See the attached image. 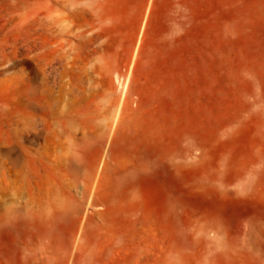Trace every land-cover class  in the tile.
<instances>
[{"label": "rangeland", "instance_id": "rangeland-1", "mask_svg": "<svg viewBox=\"0 0 264 264\" xmlns=\"http://www.w3.org/2000/svg\"><path fill=\"white\" fill-rule=\"evenodd\" d=\"M2 54L0 264H264V0H0Z\"/></svg>", "mask_w": 264, "mask_h": 264}, {"label": "bare ground", "instance_id": "bare-ground-1", "mask_svg": "<svg viewBox=\"0 0 264 264\" xmlns=\"http://www.w3.org/2000/svg\"><path fill=\"white\" fill-rule=\"evenodd\" d=\"M4 54H5V53H4ZM4 54L1 55L2 57H1V59H0V62L4 61V57L7 56V54H5V56H4ZM49 71H50V70H49Z\"/></svg>", "mask_w": 264, "mask_h": 264}]
</instances>
